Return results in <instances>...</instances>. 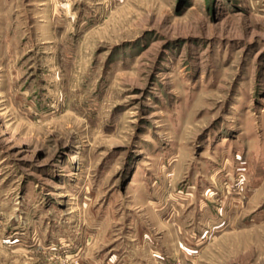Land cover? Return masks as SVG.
<instances>
[{
  "label": "rangeland",
  "instance_id": "obj_1",
  "mask_svg": "<svg viewBox=\"0 0 264 264\" xmlns=\"http://www.w3.org/2000/svg\"><path fill=\"white\" fill-rule=\"evenodd\" d=\"M164 253L264 264V0H0V264Z\"/></svg>",
  "mask_w": 264,
  "mask_h": 264
},
{
  "label": "crops",
  "instance_id": "obj_2",
  "mask_svg": "<svg viewBox=\"0 0 264 264\" xmlns=\"http://www.w3.org/2000/svg\"><path fill=\"white\" fill-rule=\"evenodd\" d=\"M161 250V249H160ZM158 251V250H157ZM155 254H159L158 252H154ZM161 259L160 260H158L157 258H155L154 256H153V263L154 264H166L165 263V261L167 260V259H169V255L168 254H163V255H161ZM159 258V257H158Z\"/></svg>",
  "mask_w": 264,
  "mask_h": 264
}]
</instances>
